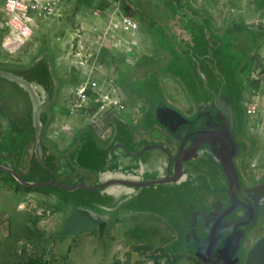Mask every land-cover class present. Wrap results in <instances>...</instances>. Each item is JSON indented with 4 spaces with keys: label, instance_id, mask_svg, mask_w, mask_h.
I'll return each mask as SVG.
<instances>
[{
    "label": "rangeland",
    "instance_id": "374dc122",
    "mask_svg": "<svg viewBox=\"0 0 264 264\" xmlns=\"http://www.w3.org/2000/svg\"><path fill=\"white\" fill-rule=\"evenodd\" d=\"M42 1L48 10L35 16L32 36L23 44H13L12 31L6 26L5 16L0 15V65L26 67L42 56L53 63L59 91L56 101L46 108L52 113L45 136L50 149L59 158L54 174L57 180L62 182V178L79 173L81 181L78 180L76 193L68 198L70 206L75 204L77 207L83 202L90 204L88 202L92 199L101 202L102 195H93L94 191L90 190L95 181L92 175H99L111 176L112 185L105 193L107 204L101 203L103 206L100 207L109 210L102 212L106 215L115 212L110 217L118 214L119 210H110L115 205L108 198H121V206L132 209L121 211L104 234L97 229L90 231L94 210H83L80 212L83 215L81 222L75 220L71 225L72 232L84 230L83 234L76 239L52 240L50 234L61 228L70 209H61V204L56 206L58 195L64 197L66 191L47 181L54 166L51 160L41 157L42 150L40 146L37 147L39 139L34 141L37 159L30 164L28 158L32 141L22 133V137L16 138L15 146H7L5 150L4 146H0V165L3 167L0 168V264L264 263L259 258L252 259L250 253H242L246 243L264 233V221L262 232H259V225L247 224L254 211L264 210L262 203L260 207L247 193L239 194L237 189L228 191L219 187V180L215 184L208 177L212 176L208 174L213 171L220 174V170H216L215 165L206 159L208 151L211 155L224 154L227 160L230 150L229 140L219 134L220 130L214 129L228 119L223 110L222 113H214L215 108H210L213 106L212 100L217 98L214 95L216 91L121 89L128 77L142 74L148 67L151 68L144 72L147 76L154 72L177 75L180 72L203 73L208 65L199 59L206 53L209 58L212 55L221 56L224 54L220 51L222 49L217 45L206 47L205 40L202 39L201 43L197 36L189 49L183 48L181 51V47H177L180 43L176 44L156 33L157 40L165 48L178 54L175 57L177 60L186 62L166 64L158 67L157 71L154 66L159 51L153 41V31L149 32L148 24L143 21L144 11L139 15L138 9H125L110 0ZM141 1L145 11L146 7L152 5L151 2L154 3L153 0ZM125 17L139 21L140 29L132 31L128 28ZM150 18L153 16L150 15ZM257 42L256 39L253 41L254 48ZM224 52L225 57L230 58L228 47ZM193 61L198 62L189 63ZM88 81H97L100 89L96 91H104L106 96L110 94L126 109L136 106V119H133L134 124L130 123L131 126L136 127L139 115L149 109L141 123L147 140L145 143L110 149L103 154L98 166L90 160L79 162L82 158L79 157L75 164L81 168L78 169L68 163L66 156L79 134L91 130L103 142L108 141L114 129V116L125 118V111H118L114 107L101 110L99 102L104 94L102 92L91 93L86 98L80 96V86ZM47 82V91H41L36 98L32 96L36 94L32 87L28 86L27 91H17L12 81L5 85L0 82V90H4L0 91V119H6L1 111L12 112L10 107L3 104L7 95L19 98L21 95L26 98L32 96L31 101L39 104L47 100L52 91L51 81ZM247 97L251 100L244 102L245 108L254 101L258 111L247 120L248 128L244 135L252 139L254 148L253 155L243 161L246 181L249 182L255 181L264 169V91L257 98L251 94ZM206 111L209 112L206 113L208 118L204 116ZM128 121L131 122V119ZM202 122H211V129L202 126ZM236 125L235 122L234 127ZM5 128V124L0 122V135ZM230 131L227 130V133ZM234 132L238 130L233 129ZM42 134L37 132L36 136ZM148 136L156 141L150 142ZM198 154L200 158H197ZM259 155L260 161H250ZM107 157L111 158L109 168L103 169ZM3 164L13 167L12 170L19 177L4 171L7 169ZM123 170L134 175L125 180L123 188H119L112 182L115 181L113 179L118 180L117 176ZM199 172L207 177H195ZM176 238L179 240L173 244ZM167 244L165 254L159 249Z\"/></svg>",
    "mask_w": 264,
    "mask_h": 264
},
{
    "label": "crops",
    "instance_id": "0c3cea01",
    "mask_svg": "<svg viewBox=\"0 0 264 264\" xmlns=\"http://www.w3.org/2000/svg\"><path fill=\"white\" fill-rule=\"evenodd\" d=\"M110 1L125 9L130 7L136 8L138 9L139 15L144 11L143 21L148 24V31H153V41L159 51V58L154 66V69H157V71L158 67H164L166 64H186V62L183 59L177 60L175 57L178 54L175 55L165 48L157 40L156 33L160 36L163 35L166 39L170 38L176 44L180 43L181 46L179 45L177 47H181V51L183 48L189 49L197 36L198 39L200 38L199 42L202 43V39L205 40L206 47L217 45L222 49L220 51L224 54L221 55L220 53L221 56L218 54V56L212 55L213 57L211 56L209 58V55L206 53V56L204 55L199 59V61L207 63L208 65L203 73L189 72L188 74H184L180 72L177 75L171 72H154L147 76L144 72L151 68L148 67L142 74L138 73L136 76L128 77L126 84L124 82L122 83L121 89L122 91H216L217 93L214 95L219 97L218 99H222L223 103V105L217 108V112L222 113L221 110H223V114H227L229 120L227 122L224 121L214 129L223 131L221 132L223 137L229 135L231 139L234 138L237 142L236 145L231 143L234 146L233 159L237 163L239 173L246 180L247 176L243 167V161L253 155L254 148L252 139H247L244 135L248 128L247 120L251 116H254L248 113V108L256 104L253 101L252 104L249 103V105L251 104L250 106L247 105L246 109L244 102H247V100L250 102L251 99L247 97L250 94L253 98H257L252 92L259 91V95H261L262 91H264V0H154L152 5L146 7V11L143 10L141 4L143 2L141 0ZM150 15L153 18H150ZM204 33H207L206 35L209 37H205L206 35ZM255 39L258 42L254 48L252 45ZM200 46L202 47L203 44ZM226 47L230 50V58L228 59L225 57L224 52ZM42 60H47V65H49V69L52 71V78L55 79V91H53L52 96L53 100L56 101L59 83L53 63L48 58L42 56L26 67H10H33ZM0 67L2 68V65ZM256 71L262 72V77L259 81H254L251 78L252 74ZM52 101L47 102L43 107L44 111L47 112L49 121L51 120L52 112L46 108H49L48 104H52ZM135 108L136 106L134 105L132 108L127 107L124 112L126 120L131 119V122H127L125 118L114 116V129L108 141L103 142L94 131L87 130L81 132L74 142L73 147L69 150L68 155L66 154L68 163L70 162L71 165L75 166L78 158L82 157L79 162L90 160L92 164L98 166L103 154L109 152L112 148L120 149L122 146L131 143H145L147 135L143 132L144 129L141 123L150 111L149 109L142 111L137 118L138 122H136L137 126L135 127L130 125V123L134 122L133 119H136ZM233 115L235 116L234 119H232ZM10 117L12 116L10 115ZM235 122L237 123L236 127H234ZM202 126L204 125L202 124ZM205 126L206 129H211L212 127ZM233 129L238 130V132L233 133ZM227 130H231V133H227ZM45 132L46 129L42 134L43 141H46ZM148 138L150 142L153 140L149 136ZM242 142L246 146L244 151ZM94 146L97 147V150L94 149ZM31 152L32 150L30 154ZM255 157L256 159L250 158V161L261 160L260 155ZM261 158L263 159V156ZM110 159L108 157L104 159L103 169L109 168L108 163ZM75 167L81 169L78 166ZM127 174L128 170H123V172L119 173V176H116L118 179H123ZM92 176L95 178V181L92 183H95V186L98 184L102 185L103 183L109 185L111 176L104 177L105 182L99 181L102 179L99 175ZM258 183H260L261 191L264 192V169L260 171L255 181H249V184L253 185ZM94 193L98 194L99 191H94L93 195ZM93 200L96 199H92L91 201ZM263 221L264 214H260L257 225L262 226ZM261 230L259 232H262ZM263 235H256L249 244L246 243L244 245V249H247V247L250 248Z\"/></svg>",
    "mask_w": 264,
    "mask_h": 264
},
{
    "label": "trees",
    "instance_id": "16d2710c",
    "mask_svg": "<svg viewBox=\"0 0 264 264\" xmlns=\"http://www.w3.org/2000/svg\"><path fill=\"white\" fill-rule=\"evenodd\" d=\"M42 61L35 64L33 67H28V68H14V67L3 66V65H2V68L0 67V82H3V84H4V83L12 81L13 86L15 88H17V91H27L26 88L28 89V86L32 87V91L36 92V94L32 95L34 98H36V96H39L37 94H40L41 91H47V89L49 87L47 81L50 80L51 81L50 85L52 86V91L50 93V96L47 98V100H45L44 102H40L39 104L36 101L35 102L33 100L31 101L32 96H27V98L25 96L23 97V95H21L20 98H19V96L16 97V95H10V96L7 95L6 96L3 104H6L7 107H10L11 108L10 111H12V112L6 113L4 111H1V112H3L4 117H6V119H4L2 117L0 119V122H3L7 128H5L4 132L0 135V146L1 145L4 146V150L7 148V146H11V145L15 146L17 144L15 141L16 138L22 137L23 136V135H21L22 133L24 135L27 134L28 135L27 138H29L33 142L32 152L28 158L30 160V164H32L35 161V159H37L36 158L37 152L34 149L36 146L34 144L35 139H39V141H40L38 143L37 147L40 146V148L42 150V152H41L42 154H40L41 157L44 160L49 159L52 161V165L54 166V168H53L54 171H52V174L49 175V179L47 178V181L50 184H52V183L56 184V186L61 188V189L65 188L64 191H66L65 195H64V197H66V199H64V197H62V195H58V202H57L56 206H58L60 204L63 205L61 207V209H67V207H70L66 217L62 221L61 228L58 231L50 234V238L52 240L66 239V238L76 239L81 234H83L84 230H81L77 233H74V231L72 232L71 231V225H73V221H75V220L81 222L80 217H83V215L80 214V212L83 210L89 209V208L92 211L94 210L92 212V215H91L90 231L97 229L100 234H104L106 232L107 227L110 224V222L112 220H114L121 211L131 210L132 208L130 209V208H127L125 206H121L123 203L121 198L117 199V200L108 198L115 205L113 208H110V210L111 209L119 210L118 214L114 217H110L115 212L114 213L109 212V215H106L104 212H102V210H109V208H105V207L100 208V207L103 206L101 203L107 204V203H105L106 198H107L105 196V193H108L109 186H112V185H110L111 184L110 180H109V185H106L105 183H103L102 185L98 184L97 186H95V183L91 185V188H90L91 191H99V194L102 195L101 196L102 197L101 202H99V201L95 202L96 200H93L91 202H88L90 204L83 202V204H79V206L77 205V207L75 206V204L74 205L72 204L70 206V202H68L69 201L68 198L70 199V196H71L70 194L76 193V191L78 190V185H77L79 183L78 180L81 181V179L78 178L79 173H77L73 177H66L67 179L62 178L61 179L62 182H60V179L57 180V178L55 177L54 174L57 171V168L59 165V162H58L59 158H58L57 154L53 151V149H50L49 144L46 141H43L44 139L42 138V136H39V137L36 136L37 132H40V135H41V133L44 132L46 127H47L49 119H48L47 112L44 111L43 107L47 102H51L53 100L52 94H53V91H55V85H54L55 79L52 78L53 77L52 71L49 69V65H47V60H42ZM8 86L9 85H7V87ZM0 91H4V90L1 88ZM7 91H8V89H7ZM218 98L219 97L215 98L216 100H214V101L212 100L213 106L210 107L212 109L215 108V109H213L214 113H218L217 108L219 106L223 105L222 99H218ZM52 102H54V100ZM50 104H48V105H50ZM206 113L209 114V112L206 111L204 113L205 114L204 116L206 118H208L206 116ZM10 115L12 117H10ZM27 115H28V117H27ZM227 117H228V115H227ZM234 117L235 116H233L232 119H234ZM228 120L229 119H227L225 122H227ZM210 123H203L202 122L203 125H207V126H210L209 125ZM0 132H2V131L0 130ZM5 132H6V134H5ZM18 132H19V134H18ZM221 132H223V131H221ZM221 132L219 131V134ZM213 136H215V134H213ZM224 138L229 140L228 145H229L230 150L227 152V153H229L227 156V160L225 159L224 154L211 155V153H209V151H208L207 155L204 154V156L206 155V159L209 162L213 163V165H215L216 170L217 169L220 170V174H217L215 171L210 172L208 174V175H212V176H208L209 178L210 177L212 178V180L210 182H213L216 184L217 180H219V184H218V185H220L219 187H224L225 189L227 188L228 191L231 189H237L239 194L240 193H245V194L247 193L248 196H250L254 200L255 203L260 204L262 202V197L264 195V192L261 191V189H260V183L255 184V185L249 184V182H247L241 176V173H239V171H238L237 163L234 162L235 160L233 159V157H234L233 156L234 155L233 154L234 146L231 145V143L236 145L237 142L235 141L234 138L231 139L229 137V135L224 136ZM242 147H243V151H244L246 146L243 142H242ZM94 149L97 150V147L94 146ZM203 149H204L203 151H205L204 147H203ZM199 156L200 155L198 154L197 158H200ZM93 157H94V155H93ZM203 159H205V158H202V160ZM16 160H17V158H16ZM93 160H94V158H93ZM3 165H6V167H8V168H13L11 166H8L7 164H3ZM133 175L131 176V173L128 172L127 176H125V178H123V179L117 180V179L112 178L113 180H115L112 182V184L117 186V187L120 186L119 188H123L124 183H126V181H128L131 177H133ZM195 177H202V179H203L207 176H205L199 172V174L196 175ZM101 178L102 179L99 181L105 182L104 176H102ZM242 186H244V188L241 190ZM107 206H110V205L108 204ZM258 213L259 212L254 211L253 214L257 215ZM253 214H252V216H254ZM260 214H264V210L260 211L259 215ZM249 223H247V224H249ZM256 226H258V225H256ZM260 229H263V228L261 227ZM262 231L264 232V229ZM178 240H179V238L178 239L176 238L172 243L174 244ZM168 245L169 244L161 247L159 250L166 254L167 253L166 247H168ZM251 247L248 248V250L246 252H244V247H243L242 253H246V255H247L249 253ZM239 253H241V251Z\"/></svg>",
    "mask_w": 264,
    "mask_h": 264
},
{
    "label": "built area",
    "instance_id": "2783aa9c",
    "mask_svg": "<svg viewBox=\"0 0 264 264\" xmlns=\"http://www.w3.org/2000/svg\"><path fill=\"white\" fill-rule=\"evenodd\" d=\"M43 10H48L46 3L42 0H0V15L5 16L6 26L12 31L15 41L13 44H23L30 39L33 33V22L37 14H40ZM125 24L132 31H138L140 25L138 21L130 17H125ZM262 77V72L256 71L252 74L251 78L254 81H259ZM91 89L95 91H90ZM100 89V84L97 81H88L86 84L81 85L78 94L83 97L98 93H104V91H96ZM106 93L102 94V100L99 102L101 110H109L110 108H116L118 111H125L126 106L118 101H114L111 95ZM254 94L259 95V91H254ZM249 114H256V105L248 108Z\"/></svg>",
    "mask_w": 264,
    "mask_h": 264
},
{
    "label": "water",
    "instance_id": "95a60500",
    "mask_svg": "<svg viewBox=\"0 0 264 264\" xmlns=\"http://www.w3.org/2000/svg\"><path fill=\"white\" fill-rule=\"evenodd\" d=\"M0 168H3V167L0 165ZM4 169H7L11 173H13L15 175V177H17V178L19 177L17 172L12 170V168L5 167ZM261 203H262V206H264V195L262 197V202ZM261 203H260V207H262ZM259 218H260L259 214L255 215V216H252L250 218V223L249 224H254V226L256 227ZM249 253L252 256V259L253 258H255V259L259 258V259L264 261V235L259 239V241H257L255 244L252 245ZM260 264H264V263H260Z\"/></svg>",
    "mask_w": 264,
    "mask_h": 264
},
{
    "label": "flooded vegetation",
    "instance_id": "af4514ba",
    "mask_svg": "<svg viewBox=\"0 0 264 264\" xmlns=\"http://www.w3.org/2000/svg\"><path fill=\"white\" fill-rule=\"evenodd\" d=\"M154 1V0H153ZM153 2H151V4H152ZM2 170H4V169H2ZM4 171H6V172H9L10 174H11V172L10 171H8V170H4ZM12 175V174H11Z\"/></svg>",
    "mask_w": 264,
    "mask_h": 264
}]
</instances>
